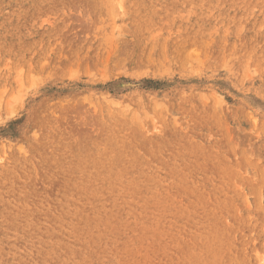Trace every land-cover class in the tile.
I'll use <instances>...</instances> for the list:
<instances>
[{
    "label": "rangeland",
    "instance_id": "374dc122",
    "mask_svg": "<svg viewBox=\"0 0 264 264\" xmlns=\"http://www.w3.org/2000/svg\"><path fill=\"white\" fill-rule=\"evenodd\" d=\"M193 263L264 264V0H0V264Z\"/></svg>",
    "mask_w": 264,
    "mask_h": 264
},
{
    "label": "bare ground",
    "instance_id": "6f19581e",
    "mask_svg": "<svg viewBox=\"0 0 264 264\" xmlns=\"http://www.w3.org/2000/svg\"><path fill=\"white\" fill-rule=\"evenodd\" d=\"M118 182V181H117ZM131 183V182H130ZM118 187V186H117ZM108 203V202H107ZM140 204V203H139ZM125 212V211H124ZM71 215V214H70ZM140 215V214H139ZM141 221V220H140ZM51 226V225H50ZM163 227V226H162ZM67 228V227H66ZM162 230V229H161ZM158 231V230H157ZM208 232V231H207ZM217 232V231H216ZM59 233V232H58ZM136 233V231H135ZM221 233V232H220ZM202 236V235H201ZM216 236V235H215ZM68 238V237H67ZM155 238V237H154ZM182 238V237H181ZM204 238V237H203ZM29 239V238H28ZM36 239V238H35ZM74 239V238H73ZM169 239V238H168ZM205 239V238H204ZM79 240V239H78ZM182 240V239H181ZM132 242V241H131ZM69 243V242H68ZM70 244V243H69ZM99 245V244H98ZM217 246V245H216ZM100 247V246H99ZM166 247V246H165ZM215 247V246H214ZM210 248V247H209ZM218 248V247H217ZM63 250V249H62ZM169 250V249H168ZM221 252V251H220ZM215 253V252H214ZM83 254V253H82ZM84 255V254H83ZM197 255V254H196ZM215 256V255H214ZM187 259V258H186ZM204 259V258H203ZM213 259V258H212ZM211 259V260H212ZM66 260V259H65ZM183 260V259H182ZM210 260V261H211ZM46 261V260H45ZM72 261V260H71ZM189 262V261H188ZM215 262V261H214ZM194 264V263H193Z\"/></svg>",
    "mask_w": 264,
    "mask_h": 264
}]
</instances>
